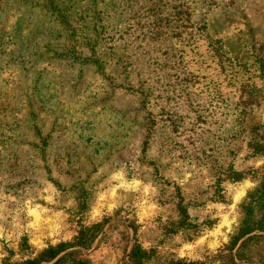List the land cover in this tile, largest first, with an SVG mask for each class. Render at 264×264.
I'll list each match as a JSON object with an SVG mask.
<instances>
[{
	"label": "rangeland",
	"instance_id": "rangeland-1",
	"mask_svg": "<svg viewBox=\"0 0 264 264\" xmlns=\"http://www.w3.org/2000/svg\"><path fill=\"white\" fill-rule=\"evenodd\" d=\"M263 177L264 0H0V264H264Z\"/></svg>",
	"mask_w": 264,
	"mask_h": 264
},
{
	"label": "trees",
	"instance_id": "trees-1",
	"mask_svg": "<svg viewBox=\"0 0 264 264\" xmlns=\"http://www.w3.org/2000/svg\"><path fill=\"white\" fill-rule=\"evenodd\" d=\"M239 209L241 212V218L234 228V231L230 236V250H233L240 240L245 239L240 243L237 248V257L242 258L241 251L246 247L249 241L255 238H264V177L260 180V182L252 189L247 191L246 196L243 198L239 205ZM91 235L89 236V240L93 241L95 236L97 235V229H90ZM255 232L261 233L258 235L250 236ZM85 232L80 234V240L78 239L77 245L82 246L84 244ZM248 236V237H247ZM84 238V240H83ZM62 250L58 251H49L48 255L45 256L42 260L49 262L57 257V255ZM132 258L135 259V248L132 250ZM242 256V257H241ZM62 258L57 260L60 261ZM37 262L30 263L36 264ZM139 264L138 262H135Z\"/></svg>",
	"mask_w": 264,
	"mask_h": 264
}]
</instances>
